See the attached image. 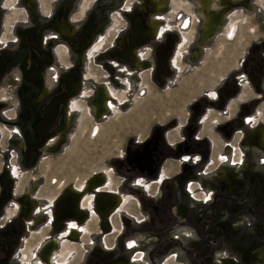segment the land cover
I'll return each mask as SVG.
<instances>
[{"label":"rangeland","instance_id":"rangeland-1","mask_svg":"<svg viewBox=\"0 0 264 264\" xmlns=\"http://www.w3.org/2000/svg\"><path fill=\"white\" fill-rule=\"evenodd\" d=\"M5 1L0 0V56L7 58V53L17 47L26 49L21 65L14 62L0 78V90L6 91L0 96L7 97L0 101V129L4 131L0 132V217L14 213L6 220V226L0 227V244L6 246L3 249L0 245V264H23L27 252L38 256L37 246L42 241L59 238L72 220H64L63 228L55 230L49 198H58L66 186L78 189L79 185L104 173L109 175L108 182L99 189L120 198L122 206H126H117L109 214L106 230L101 229L100 219L90 220L87 232L82 225L88 220L80 222L79 230H82L76 241H70L73 248L67 264H152V259L156 264H264V143L245 139V134L250 133L249 125L253 128L251 134L256 123L264 130L263 101L261 96L256 97L259 93L253 94L251 81H245L247 67L253 64L250 60L256 57L255 61L263 65L259 88L264 85V0H213L208 12L201 7L200 0H165L163 13L150 18L161 22L162 32L176 33L178 41L171 51L172 75L156 81L150 77L149 70L137 67L138 63L134 66L119 58L106 57L104 53L122 50L127 30L149 0H92L79 20L77 15L84 0H14L10 9L4 8ZM224 7L226 14H223ZM62 8L67 11L66 22L72 27L79 25V34L91 40L90 46L77 53L73 52L72 39L59 35L55 27ZM218 11L223 20L208 42L202 44L199 31L207 16ZM187 20L188 27L184 29ZM25 35L33 39L23 43ZM6 38L7 42H3ZM150 40L152 45L158 41L155 37ZM60 45L66 47L61 55L57 52ZM141 50L144 51L142 48L136 52L138 59L143 58ZM194 52H197L196 59L192 57ZM48 56L52 58L49 68L54 73L49 68L43 69L46 74L52 73L50 77H53L55 72L58 75L69 72L82 83L80 94L69 103L79 111L69 110L74 117L72 123L69 117L59 124L58 129L62 125L67 130L66 139L57 151L50 150L55 149L51 145L58 132L39 144L38 137L23 128L25 122L32 126L41 109L33 101L41 86L40 80L34 77L28 83L24 78L30 70L29 64L39 65V59ZM18 67L21 74L18 86L14 85L19 93L15 101L6 76ZM241 75L244 78L241 86H236L232 101L237 107L248 104L252 113L258 110L257 115L247 118L248 123L240 126L230 140L217 141L212 133L215 127L212 120L216 119L214 108H205L203 117L207 115V120L202 117V128L198 129L216 144L213 147L212 141H208L206 162L195 168L197 164L183 159L184 166L188 164L186 171L178 160L164 164L170 170L168 175L179 171L175 176L183 206L175 212L181 215L190 210V217L158 236L165 239L164 252L150 256L149 252L162 239L150 240L152 233L149 223L141 221L144 214L139 211L137 195L128 191V184L122 185L123 178L114 171V162L122 160L127 147L140 144L153 126L175 122L167 129L168 137H179L177 134L181 135L194 104L226 87L227 82H239ZM234 76L238 79L234 80ZM95 84L121 94L109 99L107 104L116 111L111 110L101 120L89 118L88 99L83 96ZM235 103L229 105V111ZM14 169L18 176L4 180ZM139 185L151 191L152 184ZM216 189L221 191V198L206 209L207 215L215 216L208 222L197 210L211 200V192ZM28 197L30 201L22 203ZM24 204L28 207L24 208ZM195 248L200 250L197 255H194Z\"/></svg>","mask_w":264,"mask_h":264},{"label":"flooded vegetation","instance_id":"flooded-vegetation-1","mask_svg":"<svg viewBox=\"0 0 264 264\" xmlns=\"http://www.w3.org/2000/svg\"><path fill=\"white\" fill-rule=\"evenodd\" d=\"M213 0H200L201 7H204L205 12L209 11V7L211 5V2ZM5 9H10L12 7V4L14 3V0H7L5 1ZM92 0H84L82 2V5L80 6V10L78 12L77 18L78 20L83 13H85L89 8L88 5H90ZM165 0H149L145 3V6H143L141 12L137 17H135V20L129 30L126 32L125 36V43L121 47V51H111V53H107L106 50L104 51L106 57H115L119 58L124 63H129L131 65H134L138 63L137 67L146 68L150 72V77L153 78L155 81L160 79H163L165 77H169L172 75V46L177 43L178 41V35L174 32L166 31L163 32L160 30L161 22L156 21L153 18H150L152 16H156L157 14H162L163 10L165 9ZM228 6V3L226 7ZM14 7V5H13ZM225 8V7H224ZM222 9V8H221ZM220 9V11H221ZM78 11V10H77ZM156 11V12H155ZM218 11L214 14H209L206 18V23L204 26L200 29L198 38H201L202 44H205L208 42L209 37L216 32L218 29L221 21L223 20V15ZM227 8H225L223 14H226ZM47 15V10L44 12ZM67 14V11L63 8L60 9L59 17L55 19L56 29L59 35L64 36L66 39H72V49L73 52L82 51L83 49L87 48L91 45L90 38L83 36L79 34L81 32V29H79V25H74V27L70 26L68 22H66L65 15ZM146 16V17H144ZM181 16H183L181 14ZM143 17L145 19H143ZM10 16H8L7 23L9 21ZM73 21V20H72ZM77 21V20H76ZM75 22V21H73ZM134 23H136V28L139 29L138 33L139 35H136L138 38L141 39V41L144 40V42L140 44H135L132 48L128 49L129 46V36L130 31L132 30ZM183 23V20L180 22ZM179 26V22H178ZM188 27V20L184 24V29ZM168 29V28H167ZM7 31V30H6ZM160 31V32H158ZM233 29L231 28L230 32L232 33ZM166 32V40L168 37L172 38L171 48L168 51V54L165 58V62L162 64L164 67H166V70L161 73L159 70V65L157 61V52L158 49L165 43H161L164 38L160 37V34ZM137 33V34H138ZM185 34V33H184ZM156 38L157 43L155 45H152V41L150 40L152 38ZM163 38V39H162ZM33 38H30L29 36L23 37V43H28V41H31ZM149 39V40H147ZM160 39V40H159ZM198 39V40H199ZM147 40V41H146ZM3 42H7L2 40ZM146 41V42H145ZM149 41V42H148ZM200 41V40H199ZM166 42V41H165ZM13 44H15L13 42ZM9 47H12V44H8ZM45 45L46 41H45ZM7 46V45H6ZM65 48L63 45H60L57 48L58 54L65 53ZM144 51L141 52V57L138 59L136 57L137 50L140 51L142 49ZM163 48V47H162ZM26 47H17V49L10 51L7 53V58H2L0 56V78L5 72L8 67L13 66L15 63L20 64L22 59L25 55ZM128 52V53H127ZM107 53V55H106ZM127 53V54H126ZM191 55V53H190ZM144 56L146 58H144ZM130 57L131 60L127 61L125 58ZM149 57V58H147ZM176 57V55H175ZM191 57V56H190ZM195 59L197 57V52H194L193 56ZM256 57L251 58V64L249 67H247V76L246 80L247 83L250 81V89H252L253 94L254 92L259 93L258 96H255L263 101L264 104V85H262V88H259L261 85V77L263 76V65L259 61H255ZM180 60V59H179ZM52 61V58L50 56L43 57L39 59V65H33L29 64L30 70L27 73V76L24 78L28 83L32 82L34 77H37L36 79L40 80L41 86L39 87L38 91L34 94L32 92L30 95L34 94L33 101L36 104H39L41 106L40 114L39 116L33 121L32 126L27 124L25 122L23 128L28 129L32 132L33 135H36L38 139L41 141L39 144H42V141L45 140L48 136L55 135L53 138V143L51 145L52 148L55 147V149H52L50 151H57L62 143V140L64 141L66 139L65 132L67 128H62V125L59 128V124H63L64 120H69L70 117V123H72L74 117L69 112H75L79 111L76 106L70 107L69 103L74 98V96L79 95L82 88V83L73 77L71 73H64V74H56L53 77H50V74L54 73V70L49 68V65ZM15 62V63H14ZM169 62V63H168ZM21 65V64H20ZM49 68V71H52L50 74H46L43 69ZM17 69L12 68L11 73H9L6 76V81L8 86H12V94L13 98L18 100L17 95L19 94L16 92V87L14 88V85L18 86V83L20 82V74L21 71ZM109 69V67H107ZM162 69V71H163ZM37 72V73H36ZM38 74V75H37ZM71 76H70V75ZM240 79L239 82L231 83L229 82L225 83L226 87H222L217 91L216 93H213L211 96H205L204 98H201L197 104H194V106L190 109L191 114L187 119V122L182 126L183 129L180 132H178V136H174L173 138L168 137V133L170 131H167L168 128H172L173 125H175V122L173 124L165 126H153L151 130L149 131V134L147 137L140 143L136 144L135 146H130L126 148V155L122 158L121 161L117 162L115 161L113 164V169L117 174H120L122 176V185L128 184L129 188L128 191L131 193H134L137 195L138 200V208L139 211H141L142 214H144V217L141 218V221H146L149 223V229L151 234L150 240L153 241L155 238H159V240L162 239L161 242H159L156 247L151 250L150 256L153 254L161 251L163 253V245H164V238H160L158 236H162L163 232L173 224H177L178 221H187L190 217V210H187L184 212V214L179 215L177 212H175L176 209L179 207H182L183 205L180 202V185L178 184L177 175L179 171L173 172V174H169L170 170L164 167V164L168 162L169 160H173L179 162V166L186 171V168L188 167V164L184 166L183 159L184 156H187L189 160H191L193 164H197L194 166L195 168H199L203 163L206 162L208 157V152L210 145L208 143L210 137L208 135L202 134L200 129V123L202 122L201 118L203 117V113L206 107H212L215 111V122H214V129L212 130V133L216 136L217 141L219 140H230L234 132L244 123L247 118H252L256 113H252L253 109L248 105L244 104L240 107H237V104L232 101V96L236 93V86H241L242 78H244V75H241L238 77ZM237 76H234V80L238 79ZM93 90H90L88 93H84L83 96L86 97L87 100V106L89 108L88 116L89 118L99 119L101 120L103 117L109 115L111 113V110L116 111L114 107H110V103L107 104L109 99L111 98H118L121 96L118 92L107 88L103 85L95 84L93 85ZM32 89V87H30ZM15 91V94H14ZM25 92H27V89H24ZM0 93L6 94V91L0 90ZM21 93V92H20ZM22 94V93H21ZM262 94V95H260ZM7 98V97H6ZM5 97L0 96V101L5 100ZM14 99L12 101H14ZM235 103V106L233 107L232 111L229 105H232ZM13 104V102H11ZM2 105L0 104V108ZM110 110V111H109ZM48 111L51 113V115H48ZM109 111L108 113H106ZM67 112V113H66ZM66 113V114H65ZM50 117V120H49ZM203 119L207 120V115L203 117ZM260 120V118H259ZM243 121V122H242ZM263 121V120H262ZM42 122V123H41ZM10 123V122H8ZM4 125V124H3ZM250 126V133L245 134V139L248 141H255L259 140L261 143H264V130L261 125H258L256 123L255 132H252V125ZM5 127V126H4ZM12 127V126H11ZM30 127V129H29ZM94 127H92L93 129ZM98 127H95L97 130ZM202 128V126L200 127ZM257 129H260L256 131ZM4 133V131H3ZM251 134V135H250ZM214 139V137L212 138ZM58 140H61L58 144ZM170 140H173L172 142ZM212 144L213 147H216V144H214L213 140ZM264 145V144H263ZM54 146V147H53ZM212 146V145H211ZM186 161V160H184ZM188 161V160H187ZM189 163V162H187ZM164 169V170H163ZM14 176L10 174V177L16 178L18 176V171L15 169ZM167 172V174H166ZM108 176L106 173L102 174L99 179H96L93 183H89L90 186H92V190L89 191L87 189V184L85 185H79V187H76L79 189V193H81V201L80 206L82 209L87 210L94 208V201L95 196L97 194L101 193H107L102 192L105 189H99L101 187L97 186L98 183L108 182ZM4 180L8 181L9 176L6 174L4 177ZM139 180V183H138ZM150 183L152 184L151 191H146L144 187L137 186L138 184L143 183ZM87 183V181H86ZM35 185V184H34ZM101 186V185H100ZM68 187V186H66ZM34 189V188H33ZM76 191L75 188H72V191ZM186 190V188H185ZM96 191V192H95ZM106 191V190H105ZM78 192V191H77ZM95 192V194L91 193ZM210 195L211 200L209 202H205L204 206L201 207L199 210H197V213H199L203 220H206V218L210 222L213 218H215L214 215H207L206 209L210 206L215 205L218 202V198H221V191L219 189H216L214 192H211ZM115 196V195H113ZM116 197V196H115ZM238 197V196H237ZM56 197L49 198V203L53 204V214L52 217L54 218V202ZM234 200V199H229ZM27 201H30V197L28 199L26 198L22 203H28ZM117 203V206H122V201L120 198H117L115 200ZM226 204V203H225ZM117 206L115 208H117ZM126 205L122 206L125 207ZM27 208L28 205L24 204V208ZM114 208V211L116 210ZM8 215L11 217L14 216V213L8 212ZM10 216L3 217L0 219V227L6 226L5 222ZM111 218V217H110ZM99 219L98 215L95 214L94 210L93 212L89 213V216H87L84 221H81V223H84L86 220V224H83V230L84 232H87V223L90 220H97ZM72 220L67 226V228L61 232V236L59 238H50L47 241H42L38 246V256L33 252H27L26 255V262L22 259L23 264H30V262H33L32 264H67L66 259L70 257L72 254V246L70 241H76L77 237L80 235L79 225L81 223L77 221L76 219H68ZM109 220V216L108 219ZM54 221V219H53ZM138 221V220H137ZM140 222V221H139ZM213 223V222H212ZM211 223V224H212ZM62 223V228H63ZM81 226V227H82ZM210 225H208L209 227ZM206 228V225L204 227V230ZM32 233V232H31ZM33 235V233H32ZM71 241V242H73ZM158 241V240H157ZM155 242V240H154ZM3 249L6 248L4 244H0ZM59 248V249H58ZM36 250V251H38ZM194 255H197V253L200 251L199 249L195 248L193 249ZM29 257L31 259H29ZM152 264H156L154 260H151Z\"/></svg>","mask_w":264,"mask_h":264},{"label":"bare ground","instance_id":"bare-ground-1","mask_svg":"<svg viewBox=\"0 0 264 264\" xmlns=\"http://www.w3.org/2000/svg\"><path fill=\"white\" fill-rule=\"evenodd\" d=\"M135 22H136V20H135ZM139 31V29L138 28H136V26H135V28L132 30V31H130V33L129 34H131V32H132V34H131V39H130V44H129V46L127 47L128 49H130V48H132L135 44H140V43H142V42H144V40L143 41H141V39L140 38H138L136 35H139L140 33H138V31ZM138 33V34H137ZM165 35H166V32L165 33H162V34H160V37H162V36H164L163 38H164V42L163 43H165V41H166V37H165ZM129 36V35H128ZM169 38H171V37H169ZM172 39V38H171ZM147 40H149V39H147ZM146 40V41H147ZM170 40V39H169ZM169 40H168V44H167V47H168V45H169ZM145 41V42H146ZM162 43V44H163ZM163 47V48H162ZM173 47V46H172ZM165 51H166V47H165V45L163 44L159 49H158V52H157V57L159 58V60L161 59L162 60V64L165 62V58H166V56H167V54L168 53H165ZM129 60H131V58L130 57H128L127 58V61H129ZM169 63V62H168ZM160 65L159 67L161 68V73H163L165 70H166V67L163 69V67L165 66H163V65ZM162 69H163V71H162ZM53 112H49L48 111V115H51ZM106 113H108V111L106 112ZM49 120H50V117H49ZM214 122H215V119L214 120H212V124H214ZM42 123V122H41ZM244 123H248L246 120H245V122ZM94 129V128H93ZM92 129V131H91V133H93L94 134V130ZM2 131V132H1ZM95 131H97V130H95ZM0 132L3 134V129L1 128L0 129ZM96 133V132H95ZM258 141V140H257ZM261 141H264V140H261ZM248 142H251V141H248ZM262 146H264V145H262ZM261 147V145L259 144V148ZM239 158H240V155H239ZM12 177L14 176V171L12 172ZM8 176L10 177V175L8 174ZM99 175H96V178L95 179H93L92 181H88L87 182V185H89V186H87V189L89 190V191H91L92 189V186H90V184L89 183H93L94 181H96V179H99L100 180V177L101 176H99ZM54 183V182H53ZM103 183L101 182V183H98V185L97 186H100V185H102ZM189 187H191V186H189ZM189 187H187V190L189 191L190 189H189ZM72 188L73 187H71V186H68V187H66L64 190H66V189H68L71 193H72V198L73 199H75V198H77V197H81L82 195H81V193H79L80 191L78 190V189H75L76 191H72ZM91 189V190H90ZM192 189V188H191ZM63 190V191H64ZM62 191V192H63ZM78 191V192H77ZM189 193H190V191H189ZM82 198V197H81ZM117 199V197H115V196H113V198L111 199V198H104V197H99V198H96V196H95V201H94V208L92 207L91 209L89 208V209H87V210H84V209H82V207L80 206V201H81V199L79 200V211H82V213H80L79 214V217H78V219H80V222H81V220L84 218V217H87L88 215H89V213H90V211H92L93 212V210H94V212H95V214H97L98 215V217H99V219H100V227H101V229L102 230H106V229H103L102 228V226H101V224L102 223H104V226H107V229L109 228V224H108V216H109V212H113V210H114V208L117 206V203L115 202V200ZM76 200V199H75ZM54 204H55V202H54ZM97 211L98 212H100L101 214L99 215L98 213H97ZM2 217H0V219H1ZM11 218V217H10ZM9 219V218H8ZM61 224H62V221L60 222ZM59 224V223H58Z\"/></svg>","mask_w":264,"mask_h":264},{"label":"water","instance_id":"water-1","mask_svg":"<svg viewBox=\"0 0 264 264\" xmlns=\"http://www.w3.org/2000/svg\"><path fill=\"white\" fill-rule=\"evenodd\" d=\"M136 25L137 24L134 23V26H133L132 30L135 28ZM131 34H132V32H131ZM131 34L129 35V44H130ZM168 40H169V45L167 47ZM171 43H172V39L168 37L166 42H165V44H164L165 47H166L165 53H168V51L170 50ZM125 60H127V57L125 58ZM157 61H158V65L160 66L162 64V60L161 59L159 60V58L157 57ZM159 70L161 71L160 67H159ZM95 178H96V176H94L90 181H92ZM71 196H72V193L68 189H66L55 200V204H54V224H53V227H54L55 230H60L62 228V224L60 222L61 221L63 222L64 220H67V219H76L77 221L80 222V219H78L79 214L82 213V211H79V209H78L79 208L80 196L75 198L76 200L73 199ZM100 196L104 197V198H111V199L113 198V195L109 194V193L97 194L96 198H99ZM97 213L99 215L101 214L98 211H97ZM110 213L111 212H109V214ZM85 218L86 217H84L81 221H84ZM101 226L103 227V229H107V226H104V223H102Z\"/></svg>","mask_w":264,"mask_h":264},{"label":"built area","instance_id":"built-area-1","mask_svg":"<svg viewBox=\"0 0 264 264\" xmlns=\"http://www.w3.org/2000/svg\"><path fill=\"white\" fill-rule=\"evenodd\" d=\"M56 199H57V198H56ZM56 199H55V200H56ZM52 209H53V206H52L51 211H50V213H51V214H50V216H51V220L53 221L54 218L52 217V212H53Z\"/></svg>","mask_w":264,"mask_h":264},{"label":"snow or ice","instance_id":"snow-or-ice-1","mask_svg":"<svg viewBox=\"0 0 264 264\" xmlns=\"http://www.w3.org/2000/svg\"><path fill=\"white\" fill-rule=\"evenodd\" d=\"M184 159H185V160H187V159H188V157H185ZM138 183H139V181H138Z\"/></svg>","mask_w":264,"mask_h":264}]
</instances>
